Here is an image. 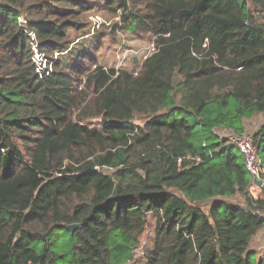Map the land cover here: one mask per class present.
<instances>
[{
  "label": "trees",
  "instance_id": "1",
  "mask_svg": "<svg viewBox=\"0 0 264 264\" xmlns=\"http://www.w3.org/2000/svg\"><path fill=\"white\" fill-rule=\"evenodd\" d=\"M104 1L154 37L137 74L98 63L95 0H0V264H126L150 215L146 264H264V186L217 132L264 113V0Z\"/></svg>",
  "mask_w": 264,
  "mask_h": 264
},
{
  "label": "rangeland",
  "instance_id": "2",
  "mask_svg": "<svg viewBox=\"0 0 264 264\" xmlns=\"http://www.w3.org/2000/svg\"><path fill=\"white\" fill-rule=\"evenodd\" d=\"M93 1V0H92ZM96 7L85 13L87 28L83 33L84 37L96 40L100 39L102 46L98 51V63L108 68L115 70H126L137 74L141 68V62L135 60L133 55L137 53L139 59L145 55H149L154 44V37L150 34L137 35L125 27L122 19V11L114 10L104 0H95ZM26 18H22L25 20ZM25 23V22H23ZM77 34L72 31V36ZM145 118H136L134 123L143 124ZM95 121V120H94ZM264 124V113H257L252 118L245 120V132L253 135ZM224 134L226 130L218 129L217 132ZM228 132V131H227ZM106 172H110L104 168ZM253 195H257L256 192ZM232 200L241 202L242 197L234 196ZM155 238V219L152 215L149 217V222L146 230L141 235L140 244L134 250V260L126 264H146L147 252L153 246ZM251 247L255 251V257L264 261V246L258 239Z\"/></svg>",
  "mask_w": 264,
  "mask_h": 264
},
{
  "label": "built area",
  "instance_id": "3",
  "mask_svg": "<svg viewBox=\"0 0 264 264\" xmlns=\"http://www.w3.org/2000/svg\"><path fill=\"white\" fill-rule=\"evenodd\" d=\"M21 21L26 22V20H22V18H21ZM26 33L29 36V45L32 50L31 59L35 65L36 71L38 72L39 75H43V74L48 75L52 71L51 62H49V59L47 58L45 53L40 51L39 40L37 38L36 33L31 30H26ZM150 50L151 52L155 51L154 44ZM57 56H58V53H55L54 57H57ZM147 56L148 54L145 55L144 57H141V59H139L137 53H135L133 55L135 64L137 61L143 62V60ZM222 135L227 137L228 141L232 145L237 147L243 154L246 168L248 169L252 177L251 189L254 187L262 188L264 186V166L261 163V159L258 154V148L254 142L252 135L246 132H244L243 134H237L234 132H227V131H225V133ZM255 179L260 180L262 183L258 184V182L257 183L254 182ZM261 242L263 243V246H264V226L261 230Z\"/></svg>",
  "mask_w": 264,
  "mask_h": 264
},
{
  "label": "crops",
  "instance_id": "4",
  "mask_svg": "<svg viewBox=\"0 0 264 264\" xmlns=\"http://www.w3.org/2000/svg\"><path fill=\"white\" fill-rule=\"evenodd\" d=\"M261 191H262V188H259V187H254V188L251 189V192H253V193L256 192L257 195H254L255 197H259L261 195ZM257 239L261 242V230L254 237V240H253L252 244L253 243H256L257 244V241H256Z\"/></svg>",
  "mask_w": 264,
  "mask_h": 264
},
{
  "label": "water",
  "instance_id": "5",
  "mask_svg": "<svg viewBox=\"0 0 264 264\" xmlns=\"http://www.w3.org/2000/svg\"><path fill=\"white\" fill-rule=\"evenodd\" d=\"M254 182H256V183L258 182V184L262 183L260 180H256V179L254 180ZM66 227L73 231V230H75L78 227V225L77 224H72V225H67Z\"/></svg>",
  "mask_w": 264,
  "mask_h": 264
}]
</instances>
